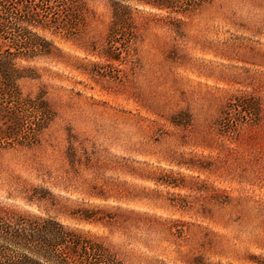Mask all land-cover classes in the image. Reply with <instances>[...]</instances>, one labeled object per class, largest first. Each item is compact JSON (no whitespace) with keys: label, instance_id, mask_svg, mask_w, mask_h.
Instances as JSON below:
<instances>
[{"label":"rangeland","instance_id":"1","mask_svg":"<svg viewBox=\"0 0 264 264\" xmlns=\"http://www.w3.org/2000/svg\"><path fill=\"white\" fill-rule=\"evenodd\" d=\"M112 1L88 0L94 13L78 36L38 29L56 48L50 56L15 60L38 74L19 81L24 95L44 92L54 117L37 146L0 150V206L98 236L123 264L264 262V0L154 10L181 20L180 33L154 25L136 45L135 68L114 62L121 77L93 76L83 68L106 63L92 49L105 40ZM248 95L254 104L232 109L238 124L226 131L230 104ZM257 105L252 121L245 110ZM70 135L81 159L74 168ZM93 186L104 195H90ZM31 188L48 191L56 207L99 205L143 221H82L28 201Z\"/></svg>","mask_w":264,"mask_h":264},{"label":"trees","instance_id":"2","mask_svg":"<svg viewBox=\"0 0 264 264\" xmlns=\"http://www.w3.org/2000/svg\"><path fill=\"white\" fill-rule=\"evenodd\" d=\"M213 0H114L112 20L101 46L93 44L92 52L103 57L104 65L93 62L84 71L93 76L121 77V69L114 62L138 65L136 45L142 40L143 33L154 25L170 27L178 34L182 21L168 16H157L160 12H191ZM141 5L150 9L148 13H139L133 6ZM94 11L88 0H0V150L16 145L32 148L40 144V134L53 119L44 92L36 97L24 95L19 81L24 78H36L34 67L17 66V58L33 59L50 56L56 49L54 44L38 33V29H48L68 36L82 34L88 24L89 16ZM240 97V103L230 104L231 109L221 122L229 131L237 125L232 121L230 112L238 107L247 108L253 104ZM252 121L257 120L259 106L245 110ZM238 112H240L238 110ZM245 115L242 116L243 119ZM180 121V120H178ZM231 121V122H230ZM240 121V120H239ZM180 123V122H178ZM187 124L188 122H182ZM180 123V124H182ZM231 131V130H230ZM75 136L68 137L69 145L66 156L72 168L81 163L78 156ZM80 144V142H79ZM172 186H178L168 182ZM92 189H96L93 186ZM90 195L103 196L102 192L92 190ZM30 202L48 203L57 211L90 223L121 224L124 227H138L142 222L141 213H134L140 219L128 218V212H112L107 207L89 205L66 209L56 207L59 202L48 191L31 188L27 194ZM69 211V212H67ZM126 213V214H125ZM125 214V215H124ZM171 233L181 236V226ZM0 264H123L100 237L70 228L54 216H40L11 207L0 206ZM192 264H203L196 256ZM260 264H264L261 262Z\"/></svg>","mask_w":264,"mask_h":264}]
</instances>
